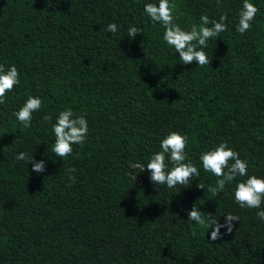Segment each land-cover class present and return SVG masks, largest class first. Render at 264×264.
I'll return each instance as SVG.
<instances>
[{
  "label": "trees",
  "instance_id": "16d2710c",
  "mask_svg": "<svg viewBox=\"0 0 264 264\" xmlns=\"http://www.w3.org/2000/svg\"><path fill=\"white\" fill-rule=\"evenodd\" d=\"M251 2L259 10L241 34L243 0H170L186 31L201 15L228 17L199 66L183 64L144 12L158 0H0V64L20 79L0 104V264H264V204L234 198L247 176L213 197L218 177L199 159L226 142L248 176L264 177V0ZM132 26L143 33L129 38ZM29 96L42 103L26 128L15 113ZM67 108L85 116L88 134L62 159L52 125ZM171 131L188 137L186 162L200 172L174 188L153 183L146 166ZM193 206L239 220L212 241L211 228L188 220Z\"/></svg>",
  "mask_w": 264,
  "mask_h": 264
},
{
  "label": "clouds",
  "instance_id": "9594fccd",
  "mask_svg": "<svg viewBox=\"0 0 264 264\" xmlns=\"http://www.w3.org/2000/svg\"><path fill=\"white\" fill-rule=\"evenodd\" d=\"M176 5L170 0H158L157 3H146L144 12L150 17L153 23L159 22L165 29L163 39L168 45L179 53V59L183 64L196 62L199 66L210 65V59L205 52L207 43L211 38L219 37V34L227 31L225 21L226 14H221L219 20L209 19L201 15L199 24H192L190 30H183L175 21L178 16L175 14ZM257 6L251 0H243L242 9L239 12L237 31L245 33L252 27V21L258 12ZM117 25L111 23L106 31L117 32ZM143 33V28L132 26L128 29V37L135 38L137 34ZM20 83L19 72L15 65L5 67L0 64V104L6 102V93L11 91ZM41 100L38 97L29 96L23 106L15 113L19 122L24 127H30L32 114L41 107ZM45 121H50V116L44 117ZM55 135V142L52 151L60 158L64 159L73 153V145L83 146L88 134V123L84 115L75 116L71 108L61 111L52 125ZM188 137L179 132L171 131L161 140L160 151L153 153L151 159L146 164L150 172V180L157 185H167L174 188L177 185H188L193 177H199L200 172L191 160L186 162L185 148ZM18 161L26 164L31 161L32 171L43 173L45 171V161H36L34 157L29 158L24 152H19L16 156ZM204 171L212 173L218 179L214 186L207 188V191L216 196L225 189L226 184L236 180L237 177H245L246 180L238 182L234 189L235 202L241 207L261 208L264 204V177L255 175L248 176V164L242 160L235 150L228 146L226 142H221L213 149L202 152L200 157ZM171 165V167H169ZM144 169V168H143ZM75 168L67 169L69 174L68 183L75 182V177L71 175ZM199 188H205L203 184H197ZM257 217L264 221V210L257 212ZM188 220L195 224L211 228L209 239L215 241L222 239L221 228H226V233L233 231V221L239 217L232 213H226L224 223H220L212 213L205 215L204 212L195 206L188 213Z\"/></svg>",
  "mask_w": 264,
  "mask_h": 264
},
{
  "label": "rangeland",
  "instance_id": "374dc122",
  "mask_svg": "<svg viewBox=\"0 0 264 264\" xmlns=\"http://www.w3.org/2000/svg\"><path fill=\"white\" fill-rule=\"evenodd\" d=\"M132 177L134 178V180H135L136 182H139V179H138L134 174H132Z\"/></svg>",
  "mask_w": 264,
  "mask_h": 264
}]
</instances>
